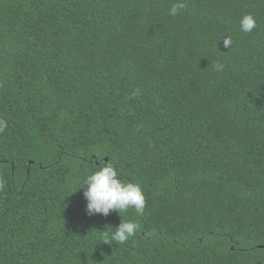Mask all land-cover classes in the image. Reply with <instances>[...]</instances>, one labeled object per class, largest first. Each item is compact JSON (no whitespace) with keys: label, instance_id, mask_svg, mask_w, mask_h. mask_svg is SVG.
Wrapping results in <instances>:
<instances>
[{"label":"trees","instance_id":"16d2710c","mask_svg":"<svg viewBox=\"0 0 264 264\" xmlns=\"http://www.w3.org/2000/svg\"><path fill=\"white\" fill-rule=\"evenodd\" d=\"M0 120V264H264V0H0Z\"/></svg>","mask_w":264,"mask_h":264},{"label":"clouds","instance_id":"9594fccd","mask_svg":"<svg viewBox=\"0 0 264 264\" xmlns=\"http://www.w3.org/2000/svg\"><path fill=\"white\" fill-rule=\"evenodd\" d=\"M183 2H174L169 14L177 15L178 11L185 8ZM242 32H251L256 27V21L252 14H244L239 21ZM7 126L6 121L0 120V131ZM97 159H103L97 156ZM83 196L86 200V212L89 215L108 216L112 211L126 213L130 208L137 213L143 214L145 208V196L139 183L123 180L119 177L117 170L110 163H103L93 173L87 175L84 180ZM79 188V189H80ZM109 228H112L109 226ZM140 224L127 220L112 228L114 231H99L104 244H124L136 235Z\"/></svg>","mask_w":264,"mask_h":264}]
</instances>
